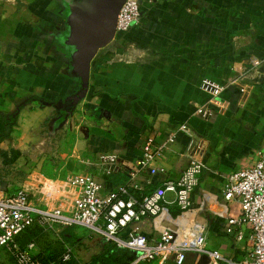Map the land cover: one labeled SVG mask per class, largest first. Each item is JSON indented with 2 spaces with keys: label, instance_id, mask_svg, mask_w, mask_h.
Listing matches in <instances>:
<instances>
[{
  "label": "crops",
  "instance_id": "obj_1",
  "mask_svg": "<svg viewBox=\"0 0 264 264\" xmlns=\"http://www.w3.org/2000/svg\"><path fill=\"white\" fill-rule=\"evenodd\" d=\"M123 1L0 0V196L43 184L41 203L56 205L52 184L76 173L109 191L139 167L147 138L158 145L174 133L156 157L164 171L147 185L141 172L136 196L202 162L190 218L205 226L204 248L241 259L250 230L227 231L241 207L223 195L228 174L264 151V0H137L138 23L112 43ZM204 78L227 85L213 102ZM203 105L208 119L195 114ZM46 154L58 158L53 175L41 172ZM102 156H114L110 173ZM165 206L162 224L182 225L172 193ZM141 231L156 234L151 219ZM207 262L187 250L181 264Z\"/></svg>",
  "mask_w": 264,
  "mask_h": 264
},
{
  "label": "built area",
  "instance_id": "obj_2",
  "mask_svg": "<svg viewBox=\"0 0 264 264\" xmlns=\"http://www.w3.org/2000/svg\"><path fill=\"white\" fill-rule=\"evenodd\" d=\"M139 20L137 0H124L114 19V37L123 34ZM252 66L257 63L252 60ZM233 83V82H232ZM227 87L226 84L204 78L199 88L208 93L210 101H215ZM195 114L208 119L211 109L203 105ZM179 130L189 133V127L183 123ZM174 133L158 145L147 138L142 144V154L137 169L128 171L127 182L114 189L104 191L103 185L87 173L69 174L64 183L71 190V199L65 208L61 205L41 203L34 193L18 189L12 194L0 196V250L7 253L13 264H81L72 250L67 247L57 258H46L36 253L32 241L19 242V236L32 224L41 227H54L55 230L79 225L102 235L117 247L126 248L133 254L126 264H151L164 261L175 255L177 264L184 260L185 251L195 250L207 256V264H264V151L257 152L258 158L251 164L232 170L224 185V199L235 200L240 204L239 219H229L231 224H245L250 230L251 250L241 259L226 257L217 250L204 248L205 226L190 218L193 210L191 193L199 184L203 163L191 158L180 175L175 179L166 178L147 194L136 196L143 188L138 183L141 172L146 173L145 184L150 178L162 173L164 168L156 164V157L166 145L173 141ZM110 173L115 165L114 156L100 157ZM174 195L178 209L176 218L182 219V225L172 228L162 224L167 213L165 197ZM144 219H151L156 234L147 236L141 231Z\"/></svg>",
  "mask_w": 264,
  "mask_h": 264
},
{
  "label": "rangeland",
  "instance_id": "obj_3",
  "mask_svg": "<svg viewBox=\"0 0 264 264\" xmlns=\"http://www.w3.org/2000/svg\"><path fill=\"white\" fill-rule=\"evenodd\" d=\"M68 142L69 139L65 142L66 148L69 146ZM54 159L58 160V158H54L51 154H46L41 169L43 174L53 175L58 172L57 162H54ZM61 178L65 179L66 177L63 176ZM41 186H43V184H39L38 188L34 190V195L39 199H42L41 196H43L41 192L38 193ZM52 186L55 190H60L59 195L63 197L62 200H59L58 205L66 208L70 202L68 200L71 199V190L63 181L53 183ZM58 196L54 197V199H58ZM36 226L37 228H34L35 233L31 238L27 234H24L21 240L32 241L37 248L36 253L50 259L57 258L64 249L69 247L75 259L81 264H85L92 256L103 251L107 243H109L102 235L79 225L66 228L58 227L56 230L54 227ZM12 262L9 255L0 250V264H13Z\"/></svg>",
  "mask_w": 264,
  "mask_h": 264
},
{
  "label": "trees",
  "instance_id": "obj_4",
  "mask_svg": "<svg viewBox=\"0 0 264 264\" xmlns=\"http://www.w3.org/2000/svg\"><path fill=\"white\" fill-rule=\"evenodd\" d=\"M8 125L12 126L14 123L8 122ZM6 124V125H7ZM37 224H32L26 228V230L19 236V242L25 244L30 241H23L21 237L27 234L30 238L35 233L34 228H37ZM107 245L99 254H96L90 258L85 264H126L132 256V252L126 248L117 247L114 243L108 241Z\"/></svg>",
  "mask_w": 264,
  "mask_h": 264
}]
</instances>
